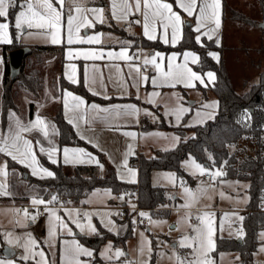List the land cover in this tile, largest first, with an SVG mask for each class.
<instances>
[{
  "label": "snow or ice",
  "instance_id": "snow-or-ice-1",
  "mask_svg": "<svg viewBox=\"0 0 264 264\" xmlns=\"http://www.w3.org/2000/svg\"><path fill=\"white\" fill-rule=\"evenodd\" d=\"M69 4L67 8V16L65 15V5ZM175 5V6H174ZM15 7L13 0H0V18H4V22H0V43L11 44L13 42L12 35L9 31L10 24L7 22L9 16V7ZM111 15L114 20L129 24H142L143 35L150 41H155L158 38L162 39V42L166 45L173 47L177 46L184 38V25L185 19L181 15V12L187 15V17H196V23L194 32L197 34L195 40L202 47L204 46L203 40H215L217 46H220L219 32L223 25V0H110ZM21 11L15 16L14 27L17 30H37L46 34L50 42L54 45H60L66 43V45L87 44V45H100L103 43V33H96L94 35H81L82 30L94 29L97 23H105V10L102 7L86 6L85 0H24V3L20 5ZM179 9V11L177 10ZM139 15L142 19L130 20L129 17ZM31 34V33H29ZM130 44V42H121ZM130 47H121L118 51L115 49L104 50L102 48H72L67 49V59L69 61L83 59L85 61H97V60H109V61H123L127 63L130 69L128 75L133 78V86L139 88L140 85H148L151 83L154 87H175L177 84H182L187 88H195L196 83L207 88L209 85L215 86L216 73L207 72L206 74L198 73L194 71L189 65H197L200 63V57L192 51H185L178 55L176 53L167 57V66H165L166 57L160 52H154L151 55H145L143 57V63H134L139 59L138 55H130ZM210 55L217 63L220 62V55L217 52H209ZM182 56V60H181ZM181 61V62H178ZM2 63V60H0ZM147 66H151L156 76L149 77L147 75ZM114 67L117 73L116 83L121 88H126L128 81L123 76V70L119 64L111 65ZM66 79L73 84L79 83L77 76V66L74 63L66 65ZM142 68L144 71H142ZM93 74L87 77L89 85L97 83V77H99V84L102 88L106 89V85L103 83V73L98 66L93 65ZM111 79V77H110ZM93 95H99L100 93L89 88ZM160 96L159 92H153L149 94L148 102L155 103V98ZM110 99L111 97H105ZM218 101L212 104L204 105L206 108H217ZM63 106L66 115L69 116L68 123L73 124L78 130L81 123L91 125L97 120L108 121L111 117L113 120L122 116L129 115L139 117L140 109L135 105L115 106V109L101 107L97 104L88 105L87 101L83 98L74 95L72 92H65L63 98ZM190 109L184 108L182 105L174 109L171 114L176 115L177 121L180 120V114L188 112ZM91 112L92 115H89ZM106 113L108 115H101ZM146 115H152L146 112ZM197 116L201 114L196 113ZM12 123L7 126L5 130H0V154H4L10 157L12 161H15L25 168L31 170L33 176H39L40 178L53 177L55 173L51 170L43 167L37 157V148L39 152L44 153L49 158L52 164H81V163H94L103 169V164L99 159L89 152H86L82 148H69L64 147L60 149L54 144L45 148L39 140L35 143L32 139L26 138L25 133L37 132L41 134L45 139L50 135L49 122L44 118L36 115L34 120H30L27 123L22 121L15 113L11 114ZM123 135L136 139L137 134L135 132H124ZM80 139H85V136L81 135ZM179 141V137L173 138ZM89 143H92L89 140ZM49 144L52 142L49 140ZM95 147H99V144H95ZM129 151L124 154L123 161L118 165L123 169L121 173V179H124L125 174L128 179L126 182L136 183L137 171L128 167V156L134 155L133 146L128 145ZM193 170L194 174L204 176L209 174L213 177V180L217 177L226 175L221 169L210 171L201 164L197 163L194 159H191L186 165ZM9 175L8 162H0V177L6 178ZM173 183L175 177L169 175L167 177ZM203 183V182H202ZM181 186L184 188V197L186 203L182 207L191 209L198 201L201 194L207 192L206 188H202L199 193L193 191L191 188L184 186L181 181ZM7 184L4 181H0V196H9L11 193L7 191ZM110 195V193H109ZM223 197V193H221ZM120 199H123L121 196ZM57 201V196L53 195L50 200L33 198L31 203L33 206L44 205L45 212L49 214V239L55 241L58 239V229L66 231L69 235L75 236V233L69 227L68 222L59 215V210L56 208H50L48 205ZM135 209V205H133ZM18 213L20 210H16ZM68 213L69 219L76 225V227L86 234H98V230L92 223V215L88 212L81 213L79 210H65ZM40 215L37 209L35 214L30 213L27 209L23 210V216L26 219L35 221L37 216ZM111 215V214H106ZM119 215V213H116ZM86 217V222H82L80 217ZM139 216L147 217L150 222L155 224L164 223V221H152L151 216L146 212H139ZM192 219L190 214H186L183 223L188 224L194 235H186L181 241L179 246L190 250L189 255L185 258H181L179 255L175 256L176 264H213L210 254L215 251L216 243V221L215 214L212 212H203L196 217L198 224L191 225L189 221ZM228 214H225V220H229ZM240 221H243V217H238ZM109 224L113 222L108 221ZM221 230L223 225L220 226ZM112 230L111 228L109 229ZM10 233H6L5 236H10ZM239 236H243L242 228L238 232ZM264 235V234H262ZM11 243V240H8ZM63 253L61 264H87L81 257H92L93 251L84 247L78 240H64ZM54 244H50V247ZM25 251L29 254L23 257V259H33L36 264H50L47 254L41 249L35 251L39 247L36 239L29 234L27 240L20 244ZM146 247L149 253L151 252V241H146ZM112 246L105 249L103 256L106 259H112L108 255L111 252ZM264 251V248L261 249ZM144 248H141V254H143ZM126 253L122 250H116L115 257H124ZM36 257H39L37 260ZM0 264H4L0 261ZM10 264V262H9ZM145 264H148L146 261Z\"/></svg>",
  "mask_w": 264,
  "mask_h": 264
},
{
  "label": "trees",
  "instance_id": "trees-1",
  "mask_svg": "<svg viewBox=\"0 0 264 264\" xmlns=\"http://www.w3.org/2000/svg\"><path fill=\"white\" fill-rule=\"evenodd\" d=\"M23 2L24 0H13L16 6L9 7L7 21L10 24L9 31L13 42L11 44H1L4 53L2 77L3 124L7 123L9 110L16 108L14 96L19 90L33 93L36 97L40 96L41 90L44 88L42 54H59L58 58L61 60L59 70L61 72L56 82L59 89L69 88L85 96L88 101L108 102V99L89 92L82 81L73 84L66 79L64 74L65 44L35 45L28 48L20 62L18 71H13L9 53L16 48L23 47L18 39L19 30L14 27L15 16L21 9L20 5ZM259 2L264 13V0H259ZM224 7L225 22L230 19L239 26L260 28L259 20L251 13L242 8L240 9L238 5H231L224 0ZM0 20H4V18H0ZM107 26L110 27L106 23L98 24L96 28L101 29ZM120 32L123 35L127 34V31L123 28L120 29ZM135 36H132V38H138V36ZM195 36L196 33L192 23H190L185 26L183 40L175 47L165 45L160 41L149 42L155 48L164 51L194 50L200 56V63L195 68L201 72L213 70L216 73L215 86L209 87L219 101L214 119L195 126V135L190 138H185L184 127H174L180 133L181 141L172 149L157 150L155 155L151 157L142 155L139 162V180L137 183H129L118 179L112 169L105 176H101L97 165L79 164L69 166L62 161L59 164H52L45 156H42L41 163L54 172L55 176L54 178H40L39 176H33L28 168L9 158L11 172L9 189L11 195L8 199L27 202L32 197H42L46 200L55 195L57 199L71 196L74 201H80L96 187H111L114 193L117 194L137 187L140 204L146 208H155L165 203L167 196L165 187L152 184L151 174L153 170L172 169L176 170L180 177L185 178L187 175L181 163L185 157L192 154L202 163H207L212 167H221L226 173L222 176L223 178L249 182L248 212L242 222L245 231L244 236H242L241 241L236 238H218L217 250L237 251L243 264H253L254 253L260 242L258 233L264 229V70L258 73V80L250 88L240 91L232 76L230 64L227 63L228 58H226L227 49H233L224 43L218 47L215 40L209 41L207 39H204V46L202 47L196 42ZM213 48L220 51L219 63L208 55L210 49ZM33 57L36 59L34 60ZM257 64L252 62L253 66ZM248 82L249 79L245 75L242 85L246 87ZM32 106H34L33 103H31ZM32 112L33 109L30 113L32 114ZM53 119L57 126V141L60 147L73 144L85 145L92 149L91 145L77 136L73 125L68 123L61 104L56 113L53 114ZM117 218L119 222L126 221L122 220L119 215ZM132 232V224H128L125 234L121 236H116L111 231L102 228L98 234L82 235L81 241L94 250L96 255L94 262H96L99 259L98 250L105 241L109 238L115 239L116 242L125 241L132 235ZM22 264L36 263L27 260L23 261Z\"/></svg>",
  "mask_w": 264,
  "mask_h": 264
},
{
  "label": "rangeland",
  "instance_id": "rangeland-1",
  "mask_svg": "<svg viewBox=\"0 0 264 264\" xmlns=\"http://www.w3.org/2000/svg\"><path fill=\"white\" fill-rule=\"evenodd\" d=\"M239 1L240 3H238V6L240 7V9L242 8L245 11L251 13L258 20H262L264 14L257 0ZM68 6L69 4L66 3V16ZM21 10L22 9H20L19 11ZM258 10L260 12H257ZM0 22H4V20H0ZM255 29L257 33L254 35H249L247 38L248 40H246L247 49L245 52H239L235 50L233 52H228V49L226 52V58H228L227 63L230 64L232 76L240 91H244L250 88L253 82L258 80V73L264 70V67L262 68V70H260L258 66V64L260 63L262 64V66H264V28L260 27ZM236 30L238 29L235 28V31ZM239 37H236L235 39H240ZM18 39L23 47L27 48H31L35 45H54L50 42V39L46 34L34 29L19 30ZM1 44L2 43H0V60H2V63H0V130H5L7 126L12 123V117L7 120V123L5 125L3 124L2 77L4 69V53ZM58 57V53H54L51 55H41V59L43 61L42 70L44 74V88L41 90L40 96L36 97L33 93L27 92L25 90H19L18 93L14 96V104L16 108L10 110H12V112L15 113L16 116H18L25 123L30 120H34L37 114L48 121L50 125V135L47 139H45L41 134L37 132L25 133L24 135L26 136V138L32 139L34 143L36 140H39L45 148H49L54 144L56 147L62 149L63 146L59 147V143L57 142L55 137L57 133V126L53 119V114L56 113L60 104L63 106V93L66 89L69 88L65 87L61 90L56 85V82L58 81V75L61 72V70H59V64L61 63V60ZM33 59L35 60L36 58L33 57ZM252 62L253 64H258L253 66ZM245 75L249 79L246 87L242 85V80ZM199 91L200 90L198 89L187 90L188 94L184 96V99H186V101L188 102L196 100L195 98L201 96V92ZM31 103H33L34 106L31 107ZM31 109H33L32 114L30 113ZM157 119L159 118L156 117L155 119L158 122L160 119ZM163 124L164 123L161 120L159 121V123L155 124L158 126L145 128L140 135L139 140H136L134 142V151L138 149L139 153H141L142 155L151 157L155 155L157 150H167L176 147L181 141L180 133L176 129L167 127ZM194 127H188L185 129V138H190L195 135ZM174 137H179V141L174 140ZM49 140L52 142V144H49ZM117 150L118 155L121 156V158L124 157V154L129 151L128 148H119ZM122 151L123 154H121ZM2 155L3 158L0 159V162L7 161V157L4 156V154H1V156ZM42 156H45L47 159H49L47 155L39 152L37 148V157L40 161V164L45 167L41 163ZM106 157L108 158L109 156ZM191 159H194L197 163L201 164L210 171H215L217 169H221L223 171L221 167H212L207 163L198 161L192 154H189L187 157H185L181 163V166L184 169L185 174L187 175V177L185 178L180 177L176 170H153L151 174L152 184L163 186L166 188L167 200L160 206L151 208L149 212L151 214L152 221H164V223L155 224L149 221V223L145 226L137 224L135 225V222L133 220L134 215L129 210L125 222H127V224L133 225L132 235L129 236L125 241L119 243H115L113 238H109L100 246L98 250V256L100 259H98L96 262L93 261V259L95 258L94 256H96L94 255V253L92 257H81V259L86 261L87 264H92L93 262L94 264H145L146 261L148 262V264H176V255H179L181 258H185L189 255L190 252L189 249L180 247L179 241H181L186 235H194L192 228H190L188 224L182 222L185 215L190 214L191 217L196 218L198 215H201L203 212L207 211L215 214L217 228L215 236L216 248L215 251L210 254L213 264H243L240 254L237 251H218L217 241L218 238L223 237H240L238 235V232L241 228L243 230V233H245L242 226L243 221H240L238 217L244 218V215L246 214L245 210L249 202V182L245 180L223 177H217L214 181L211 182L210 180L205 178V175L200 176L199 174H194L193 170L186 166ZM128 167L136 170V167L134 168L131 165H129ZM117 169V172L120 174L121 168L117 167ZM122 170L123 169H121V173L123 172ZM8 171L9 175L6 180L5 178L0 177V181H4L5 183H7L11 173L9 167ZM169 175L175 177L174 183L167 179ZM127 179L128 177L125 174L123 180L127 181ZM181 181H183L184 186L191 188L197 193H199L202 188L207 189V192L205 194H201L198 201L192 207L199 209V211L192 212L190 211V209L182 207V205L186 203V200L184 197V188L181 186ZM128 191L121 192V194H125ZM221 193H223V197L221 196ZM33 198L36 197H32L30 200L32 201ZM83 204L86 205L84 208V212H88L92 215V223L95 225L97 230L99 229L98 225H101L108 230L111 228V232L115 234L123 235V225L116 220V216H118L116 215V213H120V199L117 193H114L111 187H96L80 201H73L69 203V207L64 206V208L56 205H51L50 208H56L57 210H59V215L68 222L69 227L72 229L75 235L77 232H79L80 234H86L82 233L76 227V225L72 223V221L68 217L67 211H65L76 209L82 213ZM10 211L11 209H8L7 212L11 213ZM165 212L169 214H164ZM225 214L229 215V220H225ZM80 219L82 222H86V220H83L82 216L80 217ZM109 220H111L113 223L109 224ZM189 223L191 225H196L198 224V221L192 222L190 220ZM221 225H223L222 230L220 227ZM34 228L38 231V234L44 239L48 246H50V244H54V246H51L49 248V252L51 253L52 257L55 258V256H57V258L59 257L60 259V236L61 234H69L66 231L58 229V239L55 241H51L49 239L48 213L43 221L34 224ZM262 234H264V229L260 230L258 233L260 242L256 252L254 253L253 264H264V251H261V249L264 248V235ZM69 237L75 236L69 235ZM146 241H151L150 253L148 251V248L146 247ZM109 244L112 246V250L108 253V255L111 256L112 259H106L105 256L102 255ZM141 248H144L143 254H141ZM116 250H122L123 252H125L126 256L124 257H126L127 259H125L124 257H115Z\"/></svg>",
  "mask_w": 264,
  "mask_h": 264
},
{
  "label": "crops",
  "instance_id": "crops-1",
  "mask_svg": "<svg viewBox=\"0 0 264 264\" xmlns=\"http://www.w3.org/2000/svg\"><path fill=\"white\" fill-rule=\"evenodd\" d=\"M105 1H107L106 2L107 5L105 4ZM226 1H228L229 4L231 5H238V3H240L239 0H226ZM257 1H258V4H260L259 0ZM85 3H86V6L89 8H92V7L104 8L105 10L104 14L106 17L105 23L107 25H110V27L107 26L106 28H101V29H97L95 27L94 29H87V30L81 31V35H85V33H87L88 35H94L96 33H103L104 34L103 43L100 45L76 44V45L68 46L66 45V43H62V44H65V58H66V62L64 64V74L66 77V72H67L66 65H68L69 63H74L77 66V76H78L79 82L82 81L89 92L92 93V91L89 90V88L91 87L93 90L100 93L97 96H100L104 99H106L105 97H111V98L108 99L109 100L108 102H98L95 100L88 101L85 96L79 93H76L71 89H66L63 93V97L65 96V92L67 91V92H72L74 95L83 98L85 101H87L88 105L97 104V105H100L101 107H106L110 109H115V106L117 105H120V106L135 105L141 111H140V115L138 119L137 117L129 116V115H122L114 120L110 117L108 121L97 120L95 123L91 124L90 126L81 123L79 130L72 124L77 136L79 138L81 135L85 136V139L83 140L87 142L89 145H91L92 149H90L89 147L85 145H73V144L64 145L62 149L64 147L82 148L86 152H89L95 157H97L100 163L103 164V169H101L97 165L99 174L101 176H105L109 172V170L112 169L115 172L118 179L122 181H126V180L121 179V169H120V174L117 172L118 171L117 167L123 161V158H124V157L121 158V156L118 155L117 149L119 148L127 149L128 145L130 144L133 146V149H134L135 148L134 142L136 140H139L140 135L142 134L143 130L151 126L153 127L158 126L155 124L159 123V121L161 120L163 121V123L166 124L167 127L174 128V127L182 126L186 129L188 127H194L195 125L197 126V125L205 123L208 120L214 119L216 116L218 107L213 109V108H206L204 107V105L217 102L218 98L216 97L212 89L209 88L211 85L205 88L202 85H200L199 82L196 83L195 88H187V87H184L182 84H177L175 87H168V86L154 87L151 85V83H149L148 85H140L139 88L134 87L133 78L128 75L130 69L128 68L127 63L123 61H109L107 59L97 60V61H91V60L85 61L83 59H77V60L69 61L67 59L68 47L84 48V49L102 48L106 51L112 50V49H115L118 51L121 47H130L131 49L130 55L135 54L140 57L139 59L134 61V63H137V64L143 63V57L145 55H151L154 52H160L164 54V56L166 57L165 66H167V57L171 56V54L173 53L180 55L185 51H192L196 53L197 55H199V53L191 49H187L182 52H179L176 50L164 51V50L155 48L150 43L152 41L148 40L143 35L142 24H137V26H134V27H125L124 22L118 23L116 20L113 19L111 15L110 0H86ZM177 10L179 11V9ZM257 12H260V11L258 10ZM224 14H225V7H224V0H223V17H222L223 25H222V29L219 32L220 41H221L220 45L224 43L227 46L231 47V49H233L229 51H234L235 49V51L245 52L247 49L246 40H248L247 38L249 35H254L257 33L256 29L245 27V26H239L238 24L231 21L230 19L226 20L225 22ZM181 15L185 19L184 29H185V26L190 23H192V27L194 29L195 23H196V17H187V15L184 14L183 12H181ZM263 18H264V15H263ZM129 19L136 20V19H142V17H140L139 15H136V16L129 17ZM262 20L259 19V23ZM98 24L100 23H97L96 26ZM122 28L127 31V34L123 35L120 32V29ZM235 28H237L238 30L235 31ZM134 35H136L135 37L138 36V38H132V36ZM236 37H239L240 39L238 38L235 39ZM155 41H160L161 43H163L162 39L160 38H158ZM121 42H130V44L121 43ZM210 52H217L220 55V51L217 48L210 49ZM181 60H182V56H181ZM178 62H181V61H178ZM115 64H119L120 68L123 70V76L128 81L126 88H121L116 83L117 73H116L115 68L111 67V65H115ZM93 65L98 66L100 71L103 73V83L106 85V89L100 86L99 77H97V83L89 85L87 77L93 74V71H94ZM189 66L192 67L194 71H197L198 73H201V74H206L209 71L214 72L213 70H207L205 72H201L195 68L196 65L190 64ZM258 66L260 70H262V68L264 67L262 66L261 63L258 64ZM142 71H144L143 68H142ZM147 75L149 77H153V76H156L157 73L151 66H147ZM189 89L200 90L199 92H201V96H198L197 98H195L196 100H193L192 102L186 101V99H184V96L188 94L187 90ZM153 92H159L160 96L155 98L156 100L155 103H149L148 102L149 94ZM181 105L184 108L190 109V111L181 113L180 114L181 118L179 121H177L176 115L171 114V113L174 109L178 108ZM218 106H219V103H218ZM63 111H64V115L66 119L68 120L69 116L66 115L64 106H63ZM146 112L151 113L152 115H146L145 114ZM197 112H199L201 115L197 116L196 115ZM12 113H13L12 110H9L8 120L10 119ZM89 115H92L91 112H89ZM101 115H108V114L102 113ZM156 117L160 119V120L157 119L159 120L158 122L155 120ZM153 121L155 124L153 123ZM129 131L135 132L137 134V137L135 140H133L131 137H127L123 135L124 132H129ZM55 137L57 140L58 130H57ZM89 140H91L92 143H89ZM95 144H99V147H95L94 146ZM123 151L121 152V154H123ZM106 156H109V157L107 158ZM141 156L142 154L139 153L138 149L134 151V155L128 156V166L131 165L134 168L136 167V171H137L136 181L137 182L139 180V164H134V161H136ZM1 158H3V155L1 156L0 154V159ZM9 158L10 157H7L8 167H9V161H8ZM84 164L96 165L94 163H81V165H84ZM73 165H79V164H69V166H73ZM210 181L212 182L214 180H210ZM9 182H10V178H8V181L6 183L8 186L7 191L10 193L9 184H8ZM120 194L119 193L117 194L118 197ZM123 194L124 193H122L121 195ZM9 196H0V261H3L4 264H9V262L10 264H22L23 261H27V260H32L36 263V261L33 259H27V260L23 259L24 256L29 255V254L25 251L23 247H20V244H23L27 240L29 234H31V236L34 239H36L39 244V247L36 248L35 251H40L42 249L47 254L50 264H61L62 253H63L62 241L64 240H68V241H71L73 239L78 240L81 245H83L84 247L88 249L90 248L94 253V250L89 245L81 241V236L87 235V234H80L79 232H77L75 237H69V235L61 234L60 245H59L60 246L59 248L60 259L59 257L57 258V256H55L56 259L52 257L51 253L49 252L50 246L46 244L44 239L40 237V235L38 234V231L34 228L35 223H33L29 219H26L23 216V212L18 213L16 211L17 207L15 204L21 203V201H17L14 199L12 200L8 199ZM36 198L44 199L42 197H36ZM50 199L51 198H48L46 200L44 199V200L48 201ZM55 202H53V204ZM122 203L123 201L122 199H120L119 205H121ZM82 206H83L82 213H84V208L86 205L83 204ZM65 207H69V203H67ZM8 209H11L10 211L11 213L7 212ZM190 211L192 212L199 211V209L191 208ZM247 212H248V209L246 208L245 213ZM166 214H169V213H166ZM45 217L40 221H43ZM117 217L118 216H116V220L119 222V219ZM83 220H86V217ZM119 223L123 225V235H124L127 230L128 224L127 222H119ZM98 228H99L98 232L102 228L106 229L101 225H98ZM6 233H10L11 235L6 237L5 236ZM113 234L116 236H121L115 233ZM91 235H94V234H91ZM227 238L242 239L241 236L240 237H227ZM8 240H11V243H9ZM114 241L115 243H119V242H116L115 239ZM120 242H123V241H120ZM3 245H9L13 247L16 250V254L13 257L5 256L2 252ZM94 257L96 258V256ZM95 258L93 259V261L95 260ZM36 259L38 260L39 257H36Z\"/></svg>",
  "mask_w": 264,
  "mask_h": 264
},
{
  "label": "built area",
  "instance_id": "built-area-1",
  "mask_svg": "<svg viewBox=\"0 0 264 264\" xmlns=\"http://www.w3.org/2000/svg\"><path fill=\"white\" fill-rule=\"evenodd\" d=\"M124 26L129 27V24L125 23ZM134 26H137V24L133 23L131 24L130 27H134ZM139 162H140V158L134 161V164H139ZM205 177L210 180H213V177L209 174H206ZM121 196L123 197L122 199L123 203L119 206V209H120L119 217L122 220H125L130 210V212H132L134 215L133 220L135 222V225L136 224L144 225V226L147 225L149 223V219L147 217L139 216V212L143 211V212L148 213L151 216L149 212L151 208L143 207L140 204L138 188L136 187L135 189L128 191L123 195H119V197ZM71 202H73V198L71 196H66V197L57 199V201L54 204L60 207H64L66 206L67 203H71ZM54 204H51V205H54ZM15 205L17 207V210H20L19 212H23V210L27 209L30 213L35 214L38 209L40 212V215L37 216L34 222L32 221L33 223L39 222L47 215V212H45L44 205L33 206L31 202H21ZM51 205H48V207H50ZM133 205H135V209H133ZM83 219H85V217H83ZM191 221L195 222L197 221V219L195 217H192ZM124 258L127 259L126 257Z\"/></svg>",
  "mask_w": 264,
  "mask_h": 264
},
{
  "label": "water",
  "instance_id": "water-1",
  "mask_svg": "<svg viewBox=\"0 0 264 264\" xmlns=\"http://www.w3.org/2000/svg\"><path fill=\"white\" fill-rule=\"evenodd\" d=\"M259 26L261 28H264V18L259 23ZM27 49H28L27 47H20V48H16V49L10 51L9 56H10L12 69L14 72L18 71L19 66H20V62H21L24 54L26 53ZM239 240L241 241L242 239H239ZM2 252L7 257H13L16 254V250L9 245H3Z\"/></svg>",
  "mask_w": 264,
  "mask_h": 264
}]
</instances>
